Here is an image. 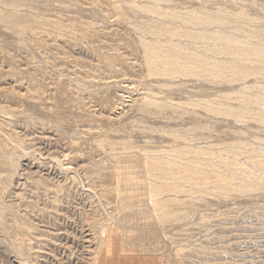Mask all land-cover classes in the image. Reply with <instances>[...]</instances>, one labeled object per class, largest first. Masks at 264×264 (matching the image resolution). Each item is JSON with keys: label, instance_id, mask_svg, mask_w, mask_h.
Wrapping results in <instances>:
<instances>
[{"label": "rangeland", "instance_id": "374dc122", "mask_svg": "<svg viewBox=\"0 0 264 264\" xmlns=\"http://www.w3.org/2000/svg\"><path fill=\"white\" fill-rule=\"evenodd\" d=\"M0 264H264V0H0Z\"/></svg>", "mask_w": 264, "mask_h": 264}, {"label": "bare ground", "instance_id": "6f19581e", "mask_svg": "<svg viewBox=\"0 0 264 264\" xmlns=\"http://www.w3.org/2000/svg\"><path fill=\"white\" fill-rule=\"evenodd\" d=\"M167 12V11H166ZM168 13V12H167ZM198 13V12H197ZM200 14V12H199ZM198 14V16H199ZM190 15V14H189ZM193 15V14H191ZM195 16H197L196 14H194ZM203 15V13L201 14V16ZM166 16V15H165ZM174 17V16H173ZM211 17V16H210ZM191 18V17H190ZM194 18V17H193ZM198 20H200V16L197 17ZM209 18V17H207ZM203 19V17H202ZM188 20V19H187ZM214 20L216 21V19L214 18ZM208 23H210V21L208 20L207 21ZM203 23V22H202ZM197 24V23H196ZM206 24V23H205ZM213 32V31H212ZM191 34V33H189ZM215 35V34H214ZM200 37V36H199ZM210 38V37H209ZM216 38V37H214ZM217 40V39H216ZM241 42H239L240 44ZM147 44L149 43H146V46ZM249 44V43H248ZM239 49L244 53V54H251L252 53V47H247L246 45L244 46H239ZM194 53V52H193ZM242 53V55H243ZM183 54L186 55L188 61H187V65L186 63H182L181 62V59H182V56ZM198 55V54H196ZM244 56V55H243ZM149 59L151 61V63L157 68V66L160 65L161 61H163L164 63H166V67L165 69L166 70H169V71H175V70H179V68H183V69H187V70H193L197 67L201 68V66L203 65V60H201L200 58L196 57V56H193V55H190V54H187L185 53L184 51H182L181 49H174V50H171V51H163V50H158L152 46H149ZM186 59V60H187ZM210 60V59H209ZM160 61V62H159ZM159 62V63H158ZM218 64V63H217ZM231 64V63H230ZM214 65V63H213ZM220 65V64H219ZM212 66V65H211ZM217 66V65H216ZM223 66V65H222ZM232 65H230L228 67L229 70H235L234 67H231ZM236 66V65H235ZM214 67V66H213ZM197 68V69H199ZM217 68V67H216ZM196 69V70H197ZM215 69V67H214ZM217 70H220L217 69ZM229 72V71H228ZM237 72H239L237 70ZM195 73V72H194ZM172 74V73H171ZM153 161V160H152ZM165 164V163H164ZM159 166V165H158ZM161 166V164H160ZM178 166V165H177ZM180 167V166H179ZM171 169V168H170ZM172 170V169H171ZM170 170V171H171ZM172 172V171H171ZM156 189V188H154ZM153 190V189H152ZM160 190V189H159ZM158 192V191H157ZM153 193V192H152Z\"/></svg>", "mask_w": 264, "mask_h": 264}]
</instances>
